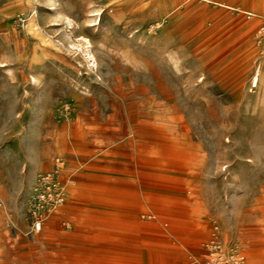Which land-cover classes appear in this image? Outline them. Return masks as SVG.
Instances as JSON below:
<instances>
[{
	"label": "rangeland",
	"instance_id": "rangeland-1",
	"mask_svg": "<svg viewBox=\"0 0 264 264\" xmlns=\"http://www.w3.org/2000/svg\"><path fill=\"white\" fill-rule=\"evenodd\" d=\"M213 237L264 264V0H0V264H204Z\"/></svg>",
	"mask_w": 264,
	"mask_h": 264
},
{
	"label": "built area",
	"instance_id": "built-area-1",
	"mask_svg": "<svg viewBox=\"0 0 264 264\" xmlns=\"http://www.w3.org/2000/svg\"><path fill=\"white\" fill-rule=\"evenodd\" d=\"M56 171H47L39 174L34 185V202L36 207L57 206L64 200L63 189L60 188ZM207 257L204 264H227V260L232 264H242L243 254L240 252L226 253L222 244L216 238H211L205 242Z\"/></svg>",
	"mask_w": 264,
	"mask_h": 264
},
{
	"label": "bare ground",
	"instance_id": "bare-ground-1",
	"mask_svg": "<svg viewBox=\"0 0 264 264\" xmlns=\"http://www.w3.org/2000/svg\"><path fill=\"white\" fill-rule=\"evenodd\" d=\"M251 82H252L253 86L257 85L258 73H255L251 77ZM172 142H173V140H172ZM163 146L164 147H163L162 152L160 154H152V155H149V156L157 157V158H163L164 160H168V161H177V160L181 159L180 154L183 153L182 147L180 148V147H178L176 145H173V144H170V143H165ZM57 167H60V163L59 162H57ZM182 167H183V165H182ZM178 180L179 179L176 178V177H172L171 179L168 177V179L167 178L164 179V178H159L158 176H155V175H143V176L140 175L139 176V180L135 184L138 185L136 188H138L141 193L144 192V190H145V192L152 193L154 190L159 189V188H167V189L174 190L175 192H178L177 191L178 188H176V187H178V184H179ZM189 181H191V180H189ZM189 184H191V183H189ZM145 192H144V194H145V197H146V193ZM144 194H143V196H144ZM39 221L40 220L36 221V223H38ZM36 228H37V225H36Z\"/></svg>",
	"mask_w": 264,
	"mask_h": 264
}]
</instances>
